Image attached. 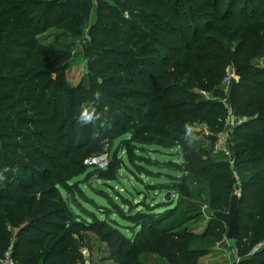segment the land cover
Masks as SVG:
<instances>
[{
    "label": "trees",
    "instance_id": "16d2710c",
    "mask_svg": "<svg viewBox=\"0 0 264 264\" xmlns=\"http://www.w3.org/2000/svg\"><path fill=\"white\" fill-rule=\"evenodd\" d=\"M223 1L97 0L95 6L93 0H0V148L5 162L0 167V259L13 247L18 264H83L72 234L100 231L118 236L119 242H113L101 235L117 264H147L137 257L151 251L150 242L160 246L155 252L168 264H198L208 249H199L195 234L183 226L197 205L170 220L167 216L178 204L174 199L155 204L146 193L141 201L121 197L124 210L116 208L106 191L92 190L107 202L100 206L83 186L93 189L89 180L107 182L108 176L100 169L87 172L83 162L98 152L99 143L112 147L126 135L120 150L129 153L128 143L177 148L194 123L220 129L218 121L226 115L222 103L201 98L195 89L223 96L221 82L233 66L240 81L233 84L228 101L237 116L247 119L235 131L232 147L242 184L238 264H264V246L250 255L264 243V69L255 64L264 57V0ZM94 6L103 24L94 29L93 57L103 56L97 66L104 74L111 69L115 73L90 89L71 88L63 81L69 56L55 54L54 45L42 44L41 37L56 26L54 20L80 32ZM18 91L31 106L23 109L32 112L31 118L6 115L9 109L2 104ZM97 91L100 99L94 96ZM91 97L102 114L100 124L81 127L80 107ZM18 123L42 129L24 130ZM179 152L184 171L193 166L207 178L195 181L205 188L196 197L207 195L214 212L229 211L235 188L228 162L203 160L186 147ZM139 160L145 165L129 158L141 175L151 176L149 158ZM180 180L164 185V194L182 196L190 181L184 176ZM93 210L107 217L114 213L126 225H111V218L99 219ZM214 212L215 227L226 228ZM215 236L222 239L223 234Z\"/></svg>",
    "mask_w": 264,
    "mask_h": 264
},
{
    "label": "rangeland",
    "instance_id": "374dc122",
    "mask_svg": "<svg viewBox=\"0 0 264 264\" xmlns=\"http://www.w3.org/2000/svg\"><path fill=\"white\" fill-rule=\"evenodd\" d=\"M42 1L49 2L57 0ZM93 1L94 5L97 6V0ZM225 2L226 0L223 1L224 4ZM194 5H197V3H194ZM95 6L92 10L91 18L85 22V25L80 30V32L68 31L66 27L58 24L59 21L54 20L53 22L56 24V26L49 28V30L41 37L42 44L54 45V49H57L54 52L55 54L57 53L65 57L69 56L67 63H65V65L63 64V81L65 85L71 88H77L82 85L86 89H90L93 84H101L105 77L111 76L113 75V73H115V70L111 69V71L109 72L110 74H104V70H100L101 68L97 66V63L102 60L103 56H98L97 58L93 57L95 55L92 53V47L94 44L93 38L96 37L94 35V29L97 25L103 24L99 19L100 15L98 13V9H96ZM124 16L128 18L129 13L126 12ZM97 41L99 42V40ZM109 44L112 43L108 42V45ZM255 64L258 68L264 69V57L258 58ZM239 81L240 76L237 74L236 69L233 66H228L225 72V77L223 78L220 86V89L223 92V96H217L214 93H210L204 89H195V93H198L201 98H204L208 101H218L222 103L226 111V115L224 118H221L218 121V124L221 126L220 129H215V131H213L210 125H208L207 123H194L191 127V134L183 138V141L185 142L182 143V145L180 144L177 148L175 147L173 149L162 148L154 144L131 145L128 143L127 149L129 150V153L126 152L127 150H125L124 152L120 150V142L122 140L128 139L129 136L127 135L122 136L121 138L114 141L112 147H110L105 142L99 143L97 152L99 154L96 153L88 158L108 155L110 159L109 166L106 169L100 170L106 171L105 175L108 176L109 181H97L96 179L89 180L88 184H91V187L93 189H91L87 185H84L83 190L85 191V193L89 197L94 198L98 205L107 206V202L103 198L98 197L95 192L92 191L102 189L103 191L109 193V195L114 199L116 208L118 206H121L124 210H126L127 208L124 205L121 197H123V199L131 201H141L142 199H144L142 198V194L146 193L149 198L155 202V204L160 202L163 203V201L166 200V195L164 194L166 190L163 186L167 185L169 187H172L175 181H181L180 178L184 176V178H188L190 182H188L187 186L182 188V196L171 195V197L167 199L168 203L173 199L178 202V204L175 205L176 207L174 208L173 212H171L167 217H169L170 220H178V217L182 215V213H184L191 204L197 205V210L196 212H194L195 214L188 217V219L192 220H189L188 223L184 224L183 226L188 227L189 232L191 231L195 234L196 239L194 240V244L199 249H208V254L201 257L198 264H238L241 257L238 247L239 245L237 244V242L226 240V228H224L223 226L215 227V223L212 222L213 220L211 217V213L214 212V210L211 208V204L209 201L210 199L207 200L208 196L203 195L200 198L196 197L201 189L205 188L203 185L197 184V182L195 181H205L207 178H205L202 173L199 174L197 171H195L193 166H191L187 171H184V166L182 165L183 155L179 151L182 152V150L186 147L193 153H197L200 155L202 154L201 157L203 160L209 159L211 162H228L229 169L232 172L235 193L237 192L241 196L242 184L240 177L235 171V158L233 164L231 163V160L229 158H226L222 154H216L214 152L216 138L219 135L228 134L229 142L231 144V147H233L237 136L235 134V131L247 120L245 117L237 116L235 114V111L233 110V107L228 101V97L230 95L233 84L238 83ZM126 89L124 88V90ZM19 94L20 93L18 91L12 100H9L2 104L4 107H7V109H9L6 112V115L8 118L9 113H11L10 115H12V117L16 116L22 119L29 117L31 118L32 112H23V109L31 106L27 105V103L24 102L25 100L22 99L23 96H20ZM92 98L93 97L89 99V102ZM91 102H96V99L92 100ZM95 106L98 107V104H96ZM96 124L99 125V121H97ZM16 125L19 128L21 127L24 130L30 131H40L42 129L34 128L33 130H31L27 126H21V124L19 123ZM193 136L195 137V139H191V137ZM38 143L42 146L45 145L40 140L38 141ZM2 144L3 143L1 142L0 135L1 147ZM0 149V167H3L5 165V162L2 160L4 155L2 154V148ZM130 157L133 158L136 165L139 166L145 165L143 161L139 160V158L148 157L151 163L148 168L150 169V171H152L153 174L149 177L141 175L140 171L134 168V166L129 162ZM111 158L113 159L112 163ZM34 161V159L31 160L32 165ZM85 161L83 162V165L85 166V168H87V172H92L97 169L93 166L86 165ZM36 165L38 166L39 163H36ZM127 169H130V171ZM0 172L2 171L0 170ZM80 179H85V176H81ZM238 180H240V183L238 182ZM105 183L111 185L113 188H107L105 186ZM93 211L99 219H104L105 217H107L103 216V212L100 213L96 210ZM226 213H228V211ZM107 215V219H112L110 220L111 225H113V221H116L120 225H126V223L123 222L122 219L116 214L108 212ZM43 228L46 229V231H51L52 233L58 231L55 229L51 230L52 228L49 227ZM120 229L123 234L130 236L131 232L129 230L123 228ZM220 233L223 234L222 239L215 236V234ZM15 235L16 230H14L12 241H15ZM101 235H103L104 238L106 236L105 233L100 231H82L80 234H72V241L77 242V246L83 257V264H117L114 260L111 259V251L109 245ZM205 235H207V237L205 239H201V236ZM108 238L112 239L113 242H119L118 236ZM260 245L263 247L264 243H261ZM148 247V250L151 251H143L142 253H140L137 257L139 260L147 262V264H168L166 259L155 252L157 251V249H160V246H158L154 242H150L148 243Z\"/></svg>",
    "mask_w": 264,
    "mask_h": 264
},
{
    "label": "built area",
    "instance_id": "2783aa9c",
    "mask_svg": "<svg viewBox=\"0 0 264 264\" xmlns=\"http://www.w3.org/2000/svg\"><path fill=\"white\" fill-rule=\"evenodd\" d=\"M214 152L216 154H222L224 157L229 158L231 160V163L234 164V155L232 152L231 144L229 142L228 134L217 136L215 146H214ZM109 163H110V159L108 155L88 158L85 161L86 165L93 166L97 169H106L109 166ZM238 182L240 183V180H238ZM259 246L255 247L251 251L250 255H254L258 253L260 251V248L262 247V246L261 247ZM0 264H18L13 258V248L12 247H10L8 251L5 253L4 257L0 259Z\"/></svg>",
    "mask_w": 264,
    "mask_h": 264
},
{
    "label": "water",
    "instance_id": "95a60500",
    "mask_svg": "<svg viewBox=\"0 0 264 264\" xmlns=\"http://www.w3.org/2000/svg\"><path fill=\"white\" fill-rule=\"evenodd\" d=\"M171 194H167L165 199H169ZM239 200L240 195L236 192L230 203V208L228 213L214 212L213 217L216 220L221 221L225 224L227 228L226 240L237 242L240 239V226L238 222V214H239Z\"/></svg>",
    "mask_w": 264,
    "mask_h": 264
},
{
    "label": "clouds",
    "instance_id": "9594fccd",
    "mask_svg": "<svg viewBox=\"0 0 264 264\" xmlns=\"http://www.w3.org/2000/svg\"><path fill=\"white\" fill-rule=\"evenodd\" d=\"M96 99H100L102 94L97 91L94 93ZM101 113L97 111V108L93 102H89L87 104H82L80 107V111L77 117V124L81 127L87 126L89 124H95L97 121L101 120ZM187 127V126H186ZM191 130L189 129V132ZM191 139H195V137H191ZM7 170V169H5ZM3 173L0 172V180H3Z\"/></svg>",
    "mask_w": 264,
    "mask_h": 264
}]
</instances>
